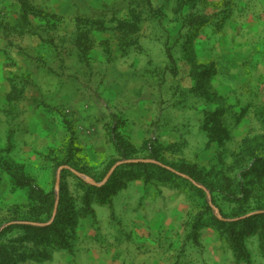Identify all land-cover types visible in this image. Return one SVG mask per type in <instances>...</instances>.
<instances>
[{"label":"rangeland","instance_id":"obj_1","mask_svg":"<svg viewBox=\"0 0 264 264\" xmlns=\"http://www.w3.org/2000/svg\"><path fill=\"white\" fill-rule=\"evenodd\" d=\"M14 2L0 0V55L18 86L0 107V245L18 264H211L218 244L236 264L205 192L226 219L264 212V42L235 34L236 3L103 0L78 7L70 39L68 25L37 14L25 24ZM27 46L37 49L38 89L10 55ZM69 80L74 105L28 115L31 96ZM59 206L60 236L20 228L49 226ZM238 228L253 264H264V226Z\"/></svg>","mask_w":264,"mask_h":264},{"label":"crops","instance_id":"obj_2","mask_svg":"<svg viewBox=\"0 0 264 264\" xmlns=\"http://www.w3.org/2000/svg\"><path fill=\"white\" fill-rule=\"evenodd\" d=\"M7 5L13 6L15 0H6ZM109 1H124V0H109ZM236 4L237 12L232 16L235 22L236 33H239L237 36L240 37L246 36L248 38L249 33L253 35L255 33H261L262 40L264 42V0H233ZM103 0H29V3L41 11L42 15L38 16L40 19V24L47 25L49 20L47 17L55 16L56 21L51 20L52 23L57 22L56 25L65 27L68 25V29L64 31V35L67 34L69 38L72 39V36L75 37L76 34V20H77V10L78 7L81 8H91L94 11L97 8H100ZM20 4V3H19ZM21 6V5H20ZM236 18V19H235ZM50 22V24H51ZM256 39L259 38L257 35ZM255 39V40H256ZM252 42V39H250ZM37 49L32 46L25 47V54L22 55L19 53V50L11 49L10 55L12 60L16 63H20L23 68L18 67L19 72H22L26 75L27 82H24V85L29 84V88L35 89L39 88L37 82V63L32 61L33 56L37 54ZM20 57V58H18ZM11 61L8 60L5 54L0 55V107L6 105L8 101V96L12 94L13 90L18 86L11 83L9 79V65ZM14 69V68H13ZM14 78V77H13ZM16 79V77L14 78ZM57 83L55 85L54 94L49 92L47 88H51L50 84L45 85V90L42 92H37V95L31 96L28 105H29V114L28 115H54L53 110L58 107L65 105V107H71L74 105V100L76 98V92L73 91L72 81L69 80L67 85ZM64 85V87H62ZM15 87V88H14ZM44 88V86H42ZM69 89V98L66 96L64 88ZM61 90V91H60ZM64 90V91H63ZM47 93L46 97H43V94ZM44 102V103H42ZM39 105H43L39 108ZM51 106V107H50ZM75 115H82L80 112ZM88 115V114H84ZM216 244V243H214ZM218 245V244H216ZM216 245L215 248V257L213 258L211 264H234L231 261L228 263L225 261V258L221 256V252L217 251Z\"/></svg>","mask_w":264,"mask_h":264},{"label":"trees","instance_id":"obj_3","mask_svg":"<svg viewBox=\"0 0 264 264\" xmlns=\"http://www.w3.org/2000/svg\"><path fill=\"white\" fill-rule=\"evenodd\" d=\"M19 1H20L21 9H22V21L25 24L28 23L30 26V21H29L30 15L37 14L38 16H40V15H42V13H41V11H39L38 9H36L35 7L32 6L29 3V0H19ZM47 17H49L48 18L49 20H47L49 22H51L50 21L51 19L56 20V17L54 15L53 16L48 15ZM126 20L127 19L119 20L118 26H124L126 24ZM23 27H25V25ZM78 38L79 37H77V39H76V44L79 41ZM216 121H217L216 116H213L212 122H216ZM119 147L122 150L121 145H119ZM126 151H127V149L125 151H122L123 157H125ZM151 158L159 160L158 154L156 151L151 152ZM133 166L140 167L141 169H144V170L153 169L154 172H156L159 175L164 174L167 176H175V177L177 176L174 173L169 172L165 168H162V167H159V166H156L153 164L138 163V164H134ZM179 171L183 174L190 176L195 181H197L198 174L194 168L187 166V165H184L179 169ZM113 177H114V175H113ZM194 188L197 189L196 187H194ZM197 190H199V189H197ZM48 197H46L45 195L40 193V199L43 202V204L48 203ZM225 199L228 201L231 200V198H228V197H225ZM212 201L215 204L214 198ZM207 209L211 215V220L214 221V225L224 229V232H225L226 238H227V242L229 243V247L234 252V256H235L234 258H235L236 264H253L249 253L245 249V246L240 242V230H239L238 226H243V228L247 227L246 229H250V228L252 229V228H255L257 226H264V212L252 215L250 217L240 218V219L235 220V221H222V220L217 219L215 216H213L212 209L209 206L207 207ZM221 214H223L222 211H221ZM244 214H246V213H244ZM241 215H243V214H239V215H235V216H241ZM223 218L226 219L228 217L223 216ZM61 219H62V215H61L60 206H59L57 216H56L55 220L53 221V223L50 224L49 226H46L43 228L21 226L20 228L26 230L27 232H32L33 234L36 232H39V233H43V234H53V236H60L61 231L59 228V226H60L59 222ZM197 226H199V223H197V224L195 223L194 228H197ZM57 242H58V245H60L61 247L62 246L67 247V245H65L64 240H62V241L58 240ZM261 252L264 256V232H263L262 237H261ZM0 264H18L17 263V257L13 253H11L10 249H8V247L5 245H0Z\"/></svg>","mask_w":264,"mask_h":264},{"label":"water","instance_id":"obj_4","mask_svg":"<svg viewBox=\"0 0 264 264\" xmlns=\"http://www.w3.org/2000/svg\"><path fill=\"white\" fill-rule=\"evenodd\" d=\"M119 165H120V164H117V165H115V166L111 169V171L109 172L107 178H110V177H111V175L113 174V172L115 171V169H116ZM67 168L71 170V168H69V167H67ZM81 177L85 178V179H86L87 181H89L90 183H92V184H94V185H97L96 183H94L93 181H91L90 179H88L87 177H85L84 175H81ZM57 182H58V183L60 182V175H58ZM97 186H99V185H97ZM205 192H206L207 195H208L209 204H210L211 207L214 209L216 216H217L220 220H222V221H232V220H230V219H225V218H223V217L221 216L220 211H219V210L213 205V203H212V199H211V196H210L209 192H208L207 190H205ZM56 208H57V205H56L55 209H56ZM0 231H1V230H0Z\"/></svg>","mask_w":264,"mask_h":264}]
</instances>
